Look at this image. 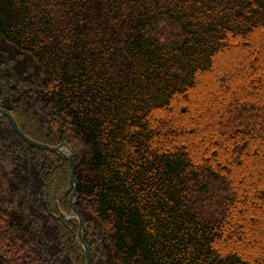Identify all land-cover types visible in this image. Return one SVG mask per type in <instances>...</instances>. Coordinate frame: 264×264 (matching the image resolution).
I'll list each match as a JSON object with an SVG mask.
<instances>
[{"label": "trees", "instance_id": "16d2710c", "mask_svg": "<svg viewBox=\"0 0 264 264\" xmlns=\"http://www.w3.org/2000/svg\"><path fill=\"white\" fill-rule=\"evenodd\" d=\"M0 109L91 264H264V0H0ZM69 178L0 116V264H86Z\"/></svg>", "mask_w": 264, "mask_h": 264}, {"label": "water", "instance_id": "95a60500", "mask_svg": "<svg viewBox=\"0 0 264 264\" xmlns=\"http://www.w3.org/2000/svg\"><path fill=\"white\" fill-rule=\"evenodd\" d=\"M0 116H4L8 120V122H9L10 126L12 127V129L14 130V132L16 134H18L30 146L37 148V149H40V150L49 151L51 153H54L57 156H59L63 162L67 161L69 163V165H70V178H69L68 188L65 191V194L70 193V197H69L70 208H71L72 213L75 215V217L77 218L78 223H79V230L77 233L78 241L80 242L81 246L85 250V253L87 256L86 264H91L90 263L89 250H88L85 242L83 241V236H82L83 221H82V218L80 217L79 213L74 208V202H75V199L77 197V192H76V183L74 180L75 163H74L72 152L70 151L68 146L64 145V144H61L60 146H57V147H50L47 145H42V144L36 143V142L30 140L29 138H27L26 136H24L22 134V132L20 131V129L18 128V126L15 122V119L13 118V116L10 113L0 109Z\"/></svg>", "mask_w": 264, "mask_h": 264}, {"label": "rangeland", "instance_id": "374dc122", "mask_svg": "<svg viewBox=\"0 0 264 264\" xmlns=\"http://www.w3.org/2000/svg\"><path fill=\"white\" fill-rule=\"evenodd\" d=\"M71 151V150H70ZM70 196V195H69ZM90 254V253H89ZM86 258H87V256H86ZM87 260V259H86Z\"/></svg>", "mask_w": 264, "mask_h": 264}, {"label": "flooded vegetation", "instance_id": "af4514ba", "mask_svg": "<svg viewBox=\"0 0 264 264\" xmlns=\"http://www.w3.org/2000/svg\"><path fill=\"white\" fill-rule=\"evenodd\" d=\"M70 204V203H69ZM72 212V211H71Z\"/></svg>", "mask_w": 264, "mask_h": 264}]
</instances>
